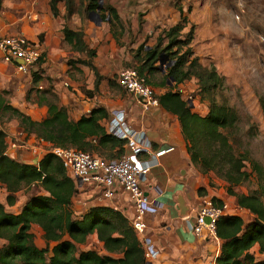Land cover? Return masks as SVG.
Instances as JSON below:
<instances>
[{
  "label": "trees",
  "instance_id": "trees-1",
  "mask_svg": "<svg viewBox=\"0 0 264 264\" xmlns=\"http://www.w3.org/2000/svg\"><path fill=\"white\" fill-rule=\"evenodd\" d=\"M57 1L59 0H49L53 15L57 14ZM63 1L64 20L80 8L85 14H89L100 4V19L108 21L112 36L119 41L123 28L107 0H77V5L75 0ZM82 1H85V7ZM179 3L180 0L172 1L173 7L181 14L180 21L161 30L151 47L144 50L143 44H140L132 51V59L136 61L133 68L137 76L150 86H164L169 77L172 78L173 86L186 80H195L196 93L201 99L208 101L204 115L192 112L177 90L169 89L157 96V103L166 112L177 117L191 163L201 172H212L223 180L227 184L226 193L234 196L237 206L253 217L244 227L243 220L238 215L223 214L217 218L215 236L222 243L215 257V264H264V257L255 261L248 251L255 244L259 252L264 250V169L257 161L249 158L245 151H234L230 139L236 127L237 115L226 103H217L213 98L214 92L223 87V77L217 74L213 65L206 67L193 56L189 45L193 26L190 25L186 32L181 33L187 19L182 15ZM62 33L63 40L71 50L83 52L87 57L86 60H68L69 68L75 69L74 64L80 63L94 71L93 89L83 90L85 95H90L96 90L100 79L89 61L94 51L86 47L80 30H72L64 25ZM160 53L172 60L171 65L163 72L158 66ZM153 75L161 77L160 81L148 82ZM40 79L33 72L30 77L31 87ZM109 86L115 88L118 84L116 80H111ZM30 89L27 90V95ZM35 91L41 92L36 103L46 108L42 119L32 120L10 105L4 96L7 92L2 90L0 114L6 113V119L16 120L22 132L32 133L51 146L73 147L85 152L104 148L107 151L104 156L108 158L120 155L122 142L106 134L99 123L107 115L102 107L93 108L87 115H81L73 121L68 118L66 108L58 103L57 96L49 86ZM4 137L5 133L0 129V186L3 185L6 192L5 204L12 206L15 192L34 184H38L45 194L30 197L18 214L5 211L0 203V240L5 241L0 247V264H144L139 242L121 213L106 206H92L80 218L73 219L70 198L74 194V187L60 161L49 151L36 164L15 161L5 154ZM245 161L248 162L250 171L245 169ZM252 173L256 188L247 187L245 193L235 192V186H249ZM197 192L200 193L201 189ZM210 199L215 205L222 204L217 198ZM31 223L42 229L45 242L54 243L47 259L44 256L47 244L43 248L35 246L33 235L29 231ZM91 233H95L105 251L120 253V257L99 256L92 250L76 253V245L84 243ZM64 236L67 239H63Z\"/></svg>",
  "mask_w": 264,
  "mask_h": 264
},
{
  "label": "crops",
  "instance_id": "crops-1",
  "mask_svg": "<svg viewBox=\"0 0 264 264\" xmlns=\"http://www.w3.org/2000/svg\"><path fill=\"white\" fill-rule=\"evenodd\" d=\"M172 1L107 0L106 2L115 10L123 28V34L118 40H121L123 37L136 38V46L143 44L144 50L151 47L161 30L167 29L180 21L181 14L173 7ZM188 1H191L192 4L187 3L184 5L182 0L179 3L182 15H185L187 19V24L183 26L181 33H184L192 25L194 30H192L193 39L195 36H200L196 30L198 27L194 29V25L199 23L197 21L199 16L197 11L204 12L205 23H210L209 17L213 10L211 8L212 0ZM213 1L216 6L220 2L218 0ZM75 4L77 5V0H75ZM82 4L85 7V1H82ZM56 7L57 14L53 15L49 6V0H1L0 24H4L7 21L11 23L3 25L4 31L0 35L21 33L25 36V34H28L25 37L29 40L31 39L30 41L34 44H38V42H35L33 38H40L37 45L42 56L41 59H43L40 63V68L49 70L46 75L49 79L51 78L53 92L58 98V103L66 108L67 116L70 120L75 121L81 115H87L96 107H102L106 111V114L112 109H119L124 114L127 123L134 128L143 130L151 143L152 149L159 152L157 164L149 171L143 188L149 197H156L160 201L161 206L154 212H147L144 216V231L141 234L134 233L141 249H143L142 238L147 237L151 248L156 252L153 257L145 260L144 264H215V257L219 253L222 240L216 236L212 238L195 236L189 229L193 222L194 210L199 203L200 197H214L221 200L222 203L226 204V214L229 215L240 216L241 211L246 210L238 207L235 197L226 193L227 184L223 180L218 179L212 172H201L197 166L191 163L185 149V141L181 134L179 121L174 114L166 112L158 103L149 106L146 110H142L134 96L117 86L115 88L109 86V81L116 80L118 67L122 63L128 65L129 68H133L136 65V61L132 59L131 63V58L123 56L116 63L117 59L115 57L116 51L119 50V45H117V41L109 30L108 21L101 20L100 17L97 19L92 14H85L82 8L79 11L71 13L64 20V1H57ZM38 10H40L41 14H37L36 11ZM188 10L189 13H187ZM64 25H67L72 30H80L86 47L94 51V55L89 61L100 76V79L96 90L91 92L90 95H85L83 90L91 91L93 89V69L89 66L75 63V69L72 70L75 73L72 72L71 74L68 71L71 70L67 65L68 60H86L87 57L83 52L71 50L65 43L62 33ZM207 30L211 31L209 28ZM104 31H107L111 37L109 43L105 45L106 49L111 51L110 53L98 54L95 45H89L86 42L85 35L91 32L95 35L96 39H99ZM103 34L107 38L106 34ZM145 37H147L146 40L148 42L141 43V41L145 40ZM131 47L133 48L132 51L137 48L135 46ZM191 51L193 56L197 57L201 63L202 59L199 52H194L192 48ZM4 62L16 70L15 61V63ZM59 68H63V75L65 77L62 83L75 85L76 94L71 98H63L61 86H56L55 80L59 81L61 73L55 70ZM43 80L41 79V84ZM186 81L195 80L190 79ZM182 83L177 84V86H182ZM171 86L168 84L164 86L155 84L152 86L155 98L157 99V96L164 94L169 89L175 90V86ZM80 87L82 88V94L77 89ZM39 109L41 112L43 111V118L46 108L41 105ZM194 112L202 116L207 112V108L202 113L196 110ZM105 120L106 117L99 121L103 129ZM0 129L2 128L0 127ZM2 131L5 133V154L9 158L18 162L37 163L39 158L35 157L33 153L35 148L33 144L23 141L24 143H19L18 146L20 147L16 145L10 148L9 141L11 135L9 132H6V128L5 130L2 129ZM6 143H8V146H6ZM16 148L19 149L17 150ZM154 188L159 189L158 194L154 192ZM199 188L201 189L200 193L197 192ZM237 189L238 186L233 187L234 191H237ZM41 194H45V192L42 190ZM0 195L3 196V201L0 200V203L4 206L5 211L12 214L20 212L25 201L18 207L14 206V204L7 206L4 201L6 192L3 185L0 186ZM74 198H76L75 202H73ZM86 199L96 202L94 203L95 206H106L118 211L130 224L132 208L129 198L124 192L118 190L111 200L103 201L93 195L89 188H85L83 193L73 194L70 198V210L73 215L81 214L80 216H82L86 212L84 210V201ZM80 216L76 218H80ZM245 225L243 222V227ZM32 228H34V234L37 238L43 236V231L37 224L31 223L30 232H32ZM87 237L94 238L97 243H100L102 250L99 254L95 252L97 255L113 258L120 257V253L105 251L102 243L96 239L95 233H91ZM1 241V245L5 244L4 240ZM50 243L53 244V242ZM45 245L44 243L42 246L45 247ZM254 246L257 247L256 244L252 247ZM36 247L41 248V246L37 245Z\"/></svg>",
  "mask_w": 264,
  "mask_h": 264
},
{
  "label": "rangeland",
  "instance_id": "rangeland-1",
  "mask_svg": "<svg viewBox=\"0 0 264 264\" xmlns=\"http://www.w3.org/2000/svg\"><path fill=\"white\" fill-rule=\"evenodd\" d=\"M182 1L184 5L191 3V1L188 0ZM218 1L220 2L217 6L213 0L211 1V8L213 10L209 17L210 23H205V18L203 17L205 14L204 12L201 13L200 11H197V14L199 15L197 21L199 23L194 25V29L198 27L196 30L199 32L200 36L193 37L190 46L194 52H199L202 64L206 67L213 65L217 74L223 77V87L221 90L214 92L213 98L217 103L221 101L226 103L237 115L236 127L232 133V139H230L234 151H245L249 158L257 161L264 169V0ZM36 12L37 14H41L40 10ZM187 13H189V10ZM5 23L10 24L11 22L9 23L7 21L4 22V24ZM4 24H0V33H3L2 31H4ZM207 28L211 29V31L207 30ZM103 33L106 34L108 39L105 38ZM103 33L99 39H96L95 35L91 32L85 35L86 42L89 45H95L98 54H104L106 52L110 53L111 51L106 49L105 46L109 43L111 37L107 31H104ZM208 33H210V35H208ZM27 35L28 34H25V36ZM33 39L39 44V37ZM146 39L147 37H145V40L141 41V43L148 42ZM136 41V38L123 37L116 42L117 45H119L118 48L120 50L116 51V63H118L119 58H122L123 56L131 58L132 63L131 52L133 48L131 46H135L136 48L138 46L135 45ZM204 41H206V43H204ZM41 58L42 56L40 57V62H36L25 74L17 72L13 67L2 61L0 58V91L7 92L4 96L10 105L36 120L42 118L43 111L41 112L39 109L41 105L36 103L41 92H37L35 89L42 90L49 86L51 91H53L51 78L49 79L46 75L49 70L40 68V63L43 61ZM122 64L118 67V70L123 67H128V65ZM159 68L166 69L164 63L160 65ZM72 70L73 69L68 71L72 74V72H74ZM55 71L61 73V77L58 79L59 81L55 80V82L56 86L60 85L62 88V97H73L76 94L74 88L75 85H66L62 83L65 79L63 68H59ZM33 72L44 80L41 84L40 79L34 87H31L30 77ZM160 78L161 77L159 76L153 75L148 82H158L160 81ZM195 84V81H185L182 83V86H175L174 88L179 92L182 99L187 103L192 112L196 110L202 113L205 108L208 107V101L199 97L196 93L197 88L195 87ZM165 85L167 84L165 83ZM173 85L174 84H172L171 87H173ZM28 89H30V91L27 95L26 92ZM77 89L80 93L82 92L81 87ZM45 95L49 98L48 94ZM5 116L6 113L3 115L0 114V127L4 130L6 128V132H9L11 135L9 141L10 148L16 145L18 146L21 142L31 143L35 146L33 153L35 157H38L39 159L49 151L51 147L49 143L47 144V142L36 138L32 133L26 134L22 132L21 127L17 124L16 120L6 119ZM6 146H8V143H6ZM88 151L93 154L97 153L96 155L99 154L98 156L101 157H106L104 155L107 152L104 148L97 151ZM245 169L250 171L247 161H245ZM250 178L251 183L249 186H238V189L235 192L245 193L247 187L252 189L256 188V183H254V173L251 174ZM34 185L35 186L31 185L28 188H22L15 192L14 206L18 207L32 196L41 195L42 188L38 184ZM0 200L3 201V196L1 195ZM75 201L76 198L73 199V202ZM94 203L96 202L91 199L90 201L86 199L84 201V210L87 211L90 207L95 206ZM74 215L71 211V217L73 219L79 217L81 214ZM240 216L242 217L244 224H248L253 218L252 215L244 210L241 211ZM31 233L34 238L33 242L37 246L43 248L42 245L44 243L48 244L47 246L45 245L47 251L44 254L47 259L50 255V248L54 243L51 244L50 242H45L41 236L37 238L34 234V228H32ZM63 239H66V236H64ZM1 242L2 241L0 240V247L3 245H1ZM87 250H92L99 254L102 249L100 243H97L94 238L87 237L84 243L76 245V253ZM248 251L252 254L255 261H259L264 257V250L259 252L256 246L251 247Z\"/></svg>",
  "mask_w": 264,
  "mask_h": 264
},
{
  "label": "built area",
  "instance_id": "built-area-1",
  "mask_svg": "<svg viewBox=\"0 0 264 264\" xmlns=\"http://www.w3.org/2000/svg\"><path fill=\"white\" fill-rule=\"evenodd\" d=\"M0 57L3 61L15 63L18 72L27 73L39 61L41 53L37 44L23 34L0 35ZM116 82L127 93L134 96L142 110L155 105L157 99L153 88L139 78L133 68L123 67L117 71ZM104 132L122 142V152L114 158L77 150L73 147L51 146V152L73 183L74 194L83 193L85 188L97 198L108 201L118 192H124L130 201L132 215L130 227L141 234L145 229L144 216L160 206L156 197H149L143 188L147 175L157 164L159 152L152 149L143 130L127 123L119 109H112L106 115ZM156 194L158 188L153 189ZM226 204L215 205L209 197L201 196L194 210L193 222L189 229L195 236L215 237V222L226 214ZM143 259L148 260L156 252L147 237L142 238Z\"/></svg>",
  "mask_w": 264,
  "mask_h": 264
},
{
  "label": "water",
  "instance_id": "water-1",
  "mask_svg": "<svg viewBox=\"0 0 264 264\" xmlns=\"http://www.w3.org/2000/svg\"><path fill=\"white\" fill-rule=\"evenodd\" d=\"M99 3H100V2H99ZM99 8H100V4L97 6V8H96L95 10H93L92 12H90V15L92 14V15H94L97 19H99V16H98V10H99ZM15 62H16L17 64H20V63H21L19 60H15ZM163 63H164V67L166 68L167 66L171 65L172 60H169V59L167 58V55H166V54H164V53H160L159 56H158V66L162 65ZM160 70H161V72L164 71V69H160ZM169 79H170V81H168V79H167V80H166V83L170 86V85H172V84H171V83H172V78L169 77Z\"/></svg>",
  "mask_w": 264,
  "mask_h": 264
}]
</instances>
